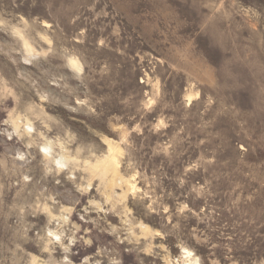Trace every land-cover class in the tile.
Returning <instances> with one entry per match:
<instances>
[{"label":"rangeland","instance_id":"1","mask_svg":"<svg viewBox=\"0 0 264 264\" xmlns=\"http://www.w3.org/2000/svg\"><path fill=\"white\" fill-rule=\"evenodd\" d=\"M193 259L264 264V0H0V264Z\"/></svg>","mask_w":264,"mask_h":264},{"label":"bare ground","instance_id":"2","mask_svg":"<svg viewBox=\"0 0 264 264\" xmlns=\"http://www.w3.org/2000/svg\"><path fill=\"white\" fill-rule=\"evenodd\" d=\"M45 149H46V148H45ZM185 253L191 255L192 252H191L190 250H186ZM187 257H188V256H187ZM196 258H197V257H196ZM193 261H194V259H193ZM197 262H198V260H195V261H194L195 264H197Z\"/></svg>","mask_w":264,"mask_h":264}]
</instances>
